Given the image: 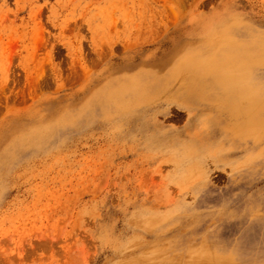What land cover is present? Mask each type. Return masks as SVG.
Listing matches in <instances>:
<instances>
[{
    "label": "rangeland",
    "instance_id": "374dc122",
    "mask_svg": "<svg viewBox=\"0 0 264 264\" xmlns=\"http://www.w3.org/2000/svg\"><path fill=\"white\" fill-rule=\"evenodd\" d=\"M0 164V264H264V0H0Z\"/></svg>",
    "mask_w": 264,
    "mask_h": 264
},
{
    "label": "bare ground",
    "instance_id": "6f19581e",
    "mask_svg": "<svg viewBox=\"0 0 264 264\" xmlns=\"http://www.w3.org/2000/svg\"><path fill=\"white\" fill-rule=\"evenodd\" d=\"M15 142V141H14ZM12 143V142H11ZM11 145V144H10ZM13 145H15V144H13ZM11 147H13L12 145H11ZM13 149H15V151H16V148H13ZM13 149L11 150L12 151V153H13ZM17 150H18V148H17ZM10 152V151H9ZM9 154V153H8ZM7 154V155H8ZM11 154V153H10ZM15 154V153H14ZM14 154H11V155H14ZM11 155H8L9 157L11 156ZM16 155V154H15ZM14 155V156H15ZM16 158V157H15ZM14 157L12 158V159H15ZM2 163H4V162H2ZM5 164V163H4ZM1 165V164H0ZM3 165V164H2ZM1 165V166H2ZM6 165V164H5ZM5 165H3V166H5ZM9 166H7V167H4V168H8ZM1 170H4L3 168H1ZM4 172V171H3Z\"/></svg>",
    "mask_w": 264,
    "mask_h": 264
}]
</instances>
